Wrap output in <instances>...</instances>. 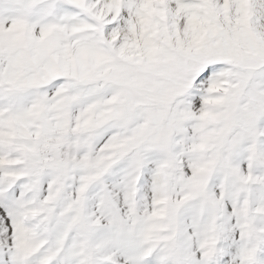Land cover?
I'll use <instances>...</instances> for the list:
<instances>
[{"label": "snow or ice", "instance_id": "1", "mask_svg": "<svg viewBox=\"0 0 264 264\" xmlns=\"http://www.w3.org/2000/svg\"><path fill=\"white\" fill-rule=\"evenodd\" d=\"M0 264H264V0H0Z\"/></svg>", "mask_w": 264, "mask_h": 264}]
</instances>
